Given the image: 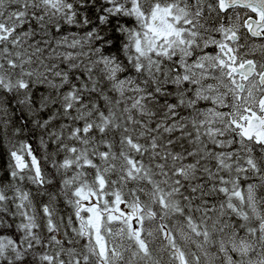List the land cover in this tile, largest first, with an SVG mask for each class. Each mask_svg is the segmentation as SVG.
<instances>
[{
  "label": "snow or ice",
  "instance_id": "6c2138e0",
  "mask_svg": "<svg viewBox=\"0 0 264 264\" xmlns=\"http://www.w3.org/2000/svg\"><path fill=\"white\" fill-rule=\"evenodd\" d=\"M0 142V264H264V0H0Z\"/></svg>",
  "mask_w": 264,
  "mask_h": 264
},
{
  "label": "trees",
  "instance_id": "16d2710c",
  "mask_svg": "<svg viewBox=\"0 0 264 264\" xmlns=\"http://www.w3.org/2000/svg\"><path fill=\"white\" fill-rule=\"evenodd\" d=\"M32 143L33 147L35 148L37 146L36 142L33 140ZM7 149L8 145L6 143L0 142V176L5 174V169L7 168V163L9 160V157L7 156ZM50 190L53 192H58V186L53 187ZM60 199L62 200L63 198L61 197ZM58 208L62 215H65L69 211V209H67L63 203H60Z\"/></svg>",
  "mask_w": 264,
  "mask_h": 264
}]
</instances>
